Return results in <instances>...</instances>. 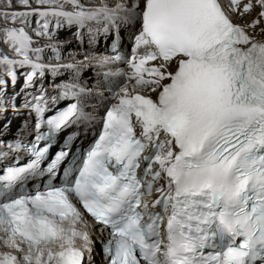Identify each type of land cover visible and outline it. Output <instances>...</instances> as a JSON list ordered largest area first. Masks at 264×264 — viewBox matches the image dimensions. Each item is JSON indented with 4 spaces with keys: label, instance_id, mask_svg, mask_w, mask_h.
<instances>
[{
    "label": "snow or ice",
    "instance_id": "snow-or-ice-1",
    "mask_svg": "<svg viewBox=\"0 0 264 264\" xmlns=\"http://www.w3.org/2000/svg\"><path fill=\"white\" fill-rule=\"evenodd\" d=\"M20 2L31 11L0 13L14 22L0 32V42L22 57L0 56V65L13 66L7 72L13 81L16 65L31 68L28 85L37 74L57 71L40 62L43 50L34 47L25 27L38 15L45 20L38 36L47 34L50 16L78 26L136 20L129 60L135 84L134 94L120 89L103 133L64 169L60 186L17 198L10 194L29 177L47 173L49 180L60 179L58 167L68 151L43 168L48 149L33 145L27 150L34 158L26 166L4 169L0 246L22 256L0 252V264H82L92 241L86 232L64 227L65 221H82L77 202L110 230L108 264H264V40L254 34L264 23V0H229L227 7L220 0H143L142 7L136 0L92 8L79 0H36V8L29 0ZM66 4L73 10L65 11ZM241 6V15L258 6L257 18L234 23L231 13ZM144 89L155 97L142 94ZM35 110L41 111L38 104ZM77 115V105H70L48 121L50 132L37 140ZM161 180L155 189L160 195L149 205L142 198ZM76 239L84 251L74 246ZM57 245L61 250L54 253Z\"/></svg>",
    "mask_w": 264,
    "mask_h": 264
},
{
    "label": "bare ground",
    "instance_id": "bare-ground-1",
    "mask_svg": "<svg viewBox=\"0 0 264 264\" xmlns=\"http://www.w3.org/2000/svg\"><path fill=\"white\" fill-rule=\"evenodd\" d=\"M105 2V1H104ZM106 2L108 3L107 5L109 7H111L112 5L111 0H106ZM105 2V3H106ZM123 3L125 5H130L133 2H136V0H114V2H112V4L116 5L117 3ZM140 5L142 6L143 4V0H139ZM114 7V6H113ZM260 11V9H258L256 12L249 14L247 17H245V19L250 23L252 20L257 18V13ZM262 21H264V18H261ZM260 27L264 26V23H262L261 25H259ZM135 28V24H131L130 21H128L127 23H124L122 25H119V31L117 33V37L118 39H120V44L121 46H125L127 47V41H128V37H129V33L132 32ZM257 30V28L255 29V31ZM60 38V37H58ZM113 39H117L115 38L113 35H111L110 37H102L101 41H105L106 43H110L111 40ZM100 41V42H101ZM62 43H64L65 46L71 48L73 47V49L76 50V52L78 53V56H85L87 57V59H84V66H79L78 68L80 69L81 73H82V78L83 80L87 81V91L88 93V101L85 102L86 104V108L87 111L90 113L92 118H97V113L100 111V104L102 103V101L106 98V94L104 89L101 87L99 90L95 89L92 85L93 82V78H96L97 80L99 79V76H96L97 70L91 69L90 66L96 62V61H100L102 58H109L112 54L107 52V47L108 45H99L96 46V44H94L93 41H87L85 40L84 42H77L75 38L70 39L69 34H68V38L63 39L61 41ZM71 46V47H70ZM5 47V46H4ZM91 50V51H88ZM78 57V58H79ZM83 61V60H82ZM108 68H112L114 67L113 65H107ZM8 85V83H7ZM0 94L4 93V89L3 86H1L0 84ZM8 90H10L9 88L7 89L6 93L8 92ZM32 91V90H31ZM50 93V92H49ZM147 94H153L151 93L148 89H147ZM17 112H22V111H17ZM18 129H19V133L27 136V134L29 133V125L25 124V125H21L18 124L17 125ZM88 125H84L81 129H79V133L80 136L79 138H83V130H85V128H87ZM18 133V131H16ZM15 131L7 129V131H2V128L0 126V139L2 140H8L9 138L13 137ZM0 140V141H2ZM0 149L5 150V147L0 146ZM87 231L88 234H93L95 233V229L94 227L91 228H86L85 229Z\"/></svg>",
    "mask_w": 264,
    "mask_h": 264
},
{
    "label": "rangeland",
    "instance_id": "rangeland-1",
    "mask_svg": "<svg viewBox=\"0 0 264 264\" xmlns=\"http://www.w3.org/2000/svg\"><path fill=\"white\" fill-rule=\"evenodd\" d=\"M0 27H1V24H0ZM0 31H1V28H0ZM88 51H91V50H88ZM78 57H79V56H78ZM78 59L84 61V59H87V57H85V56L83 55V56H80ZM38 94H39V92H38Z\"/></svg>",
    "mask_w": 264,
    "mask_h": 264
}]
</instances>
